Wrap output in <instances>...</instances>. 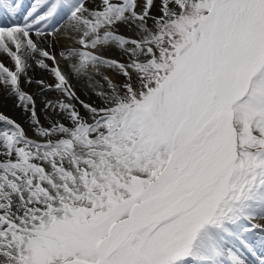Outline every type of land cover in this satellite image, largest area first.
Listing matches in <instances>:
<instances>
[{
  "label": "snow or ice",
  "instance_id": "obj_1",
  "mask_svg": "<svg viewBox=\"0 0 264 264\" xmlns=\"http://www.w3.org/2000/svg\"><path fill=\"white\" fill-rule=\"evenodd\" d=\"M20 9L0 0V84L41 139L0 114V264H264V0ZM22 75L63 97L48 126Z\"/></svg>",
  "mask_w": 264,
  "mask_h": 264
},
{
  "label": "bare ground",
  "instance_id": "obj_2",
  "mask_svg": "<svg viewBox=\"0 0 264 264\" xmlns=\"http://www.w3.org/2000/svg\"><path fill=\"white\" fill-rule=\"evenodd\" d=\"M19 1L20 0H18V2ZM32 3H30V5ZM30 5H29V7H30ZM35 38L36 37L33 36V39H35ZM65 43H67V41L64 39H60L59 37H56V38L51 37L48 39V41L45 42V46L46 47L50 46V51L52 52V54L55 55L56 57H58L59 52L61 50H63L62 45ZM105 55H106V53H105ZM0 61H2L10 69H11L10 65L14 63V61L10 58V56L8 54L3 53L2 51H0ZM46 62L49 63V65L53 64V61H50V60H48ZM29 63L31 64V67H33L35 69L34 71L37 74L35 77H31L33 81L39 80V77H40V79H43V78L47 79L46 82L49 84L55 83V78L53 77V75L48 70L40 68L39 66L32 63V61H29ZM60 66H61L63 71H65V72L69 71L70 66L65 61H61ZM96 79H98V78H96ZM26 80H27V77H24L22 79V81L20 82L22 90L33 95V97L36 101V111H38L39 108H42V110L45 111V103L44 102L46 100L53 99V97H52L53 93H57V92L56 91H42L40 85H38L35 82L27 83ZM72 81L75 83V88H76L77 93L80 96V98L82 100H85L86 102H88L89 101V91L84 90L85 82L80 81L79 83H77V81L75 79H73ZM84 91H86L87 93L85 94ZM61 98H63V97H61ZM40 99H45V100H41L43 102H40L39 101ZM93 99H94V97H93ZM17 105H18V97L13 95V94H10V89L3 87L2 84H0V112H3L0 114L14 120L18 124H20L25 129V132L29 137L34 138V139H41L40 137H38L35 134L34 127L29 126L31 113L26 112L22 106H17ZM20 111L23 112L22 115H19ZM42 115L44 116L45 114H42ZM45 118H47V116ZM28 120H29V122H28ZM40 121H41V119H40ZM4 126H5L4 122L0 121V128H2Z\"/></svg>",
  "mask_w": 264,
  "mask_h": 264
},
{
  "label": "rangeland",
  "instance_id": "obj_3",
  "mask_svg": "<svg viewBox=\"0 0 264 264\" xmlns=\"http://www.w3.org/2000/svg\"><path fill=\"white\" fill-rule=\"evenodd\" d=\"M157 2H158V0H157ZM155 11H156V8H153V12H155ZM121 31H124V29H121ZM126 34H127V35H132L131 32H127ZM106 54H107V52H106ZM108 56H109V57H112V58H116V59H121L120 53H119L118 51H115V50H109ZM58 59L61 60L60 56L58 57ZM106 74H107V75H114L111 71L106 72ZM97 78L99 79V77H97ZM72 83H74V82H72ZM74 84H75V83H74ZM105 87H106V85H105ZM84 93L86 94L87 92L84 91ZM58 96H60V95L54 93V97H58ZM39 101H40V102H43V101H41V100H39ZM39 110H40V111H39ZM42 111H43V112H42ZM36 112H37V114L39 115V116L37 115L38 118L41 119V124H42L43 126H44V125H45V126L49 125V122H48V120H47L48 117L45 118V117L47 116L46 112H45L44 110H42V108H39L38 111H36ZM42 114H45V115L43 116Z\"/></svg>",
  "mask_w": 264,
  "mask_h": 264
}]
</instances>
